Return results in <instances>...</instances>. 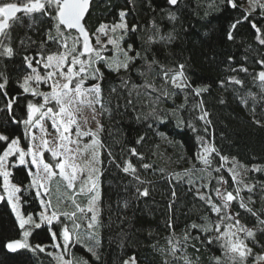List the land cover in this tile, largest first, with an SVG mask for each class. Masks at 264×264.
<instances>
[{"label": "trees", "instance_id": "16d2710c", "mask_svg": "<svg viewBox=\"0 0 264 264\" xmlns=\"http://www.w3.org/2000/svg\"><path fill=\"white\" fill-rule=\"evenodd\" d=\"M8 2L19 3V0ZM235 2L237 7L233 9L226 0H180L177 6H168L166 0H92L89 14L85 18L90 33L95 32L101 23L111 24L117 21L118 13L123 10L127 12L125 19L129 26H141V31L130 33L126 37L127 43L135 41L139 49L140 38L154 19L165 32L174 30L176 37L166 47L154 46L156 58L168 68L185 64V73L192 88L208 86V90L196 95L191 88L175 89L171 84L166 85L161 79L149 76L147 80L158 90L149 95L151 90L144 87L145 77L140 76L135 69L119 75L102 69L104 79L101 88L106 111L100 109L103 130L99 136L103 147L100 148L99 226L94 229H73L72 221L61 216L63 223L75 232L73 264H83L84 261L87 264H122L129 256H135L141 264H184V257L189 258L192 264H216L215 258L221 257L224 264H228L219 243L209 244L207 233L190 228L192 223H204L202 218L208 213L203 201L195 197L194 191L189 190L191 186L184 170L191 168L193 164L197 169L204 167L195 160L197 152L202 150V142L197 137H203L204 143L211 142L220 155L229 159L235 157L236 165L246 166L248 169L253 165L264 168V101L255 105V111L251 100L247 106L242 104L240 96H246L249 91L259 93L260 90L250 75L230 71L240 65L247 67L250 73L260 70L255 61L264 57V45H260L256 39L257 33L251 27V22L264 29V17L257 8L251 13L249 21L232 30L234 38L229 40L227 33L230 25L242 18L243 10L250 9L241 0ZM261 2L264 3V0ZM161 9L173 12L177 19L169 21L166 12H161ZM17 15L23 16L22 13ZM50 25L51 21L39 14H34L32 18L23 16L22 22L15 23L11 28L14 55L0 57V73L7 77L3 90L7 92V96L0 92V133L10 138L20 137V142L25 147L30 142L31 126L25 128L23 123H12L9 112L4 108L8 98L17 97L12 116L22 121L26 118L27 102H39V98L23 93L20 87L23 77L31 72L24 64L23 57L36 56L40 51V41ZM48 48L49 51L56 50L54 45H49ZM245 56L247 60L244 59ZM229 57L233 58L231 62ZM36 58L39 59L38 56ZM139 65L140 62H137V67ZM155 71L158 72L159 69ZM233 75L244 81L243 88L228 84L220 86L221 80ZM122 78H130V83L124 86ZM92 82L95 81L87 80L85 85ZM42 86L48 88L47 84L42 83ZM112 88L116 91L112 92ZM162 91L174 94L165 97L161 95ZM201 107L208 112L206 120H210V124L199 119L202 115ZM257 120L260 124L255 123ZM140 137L144 139L137 144ZM3 146L5 142H0V152ZM131 148H136L143 159L130 155ZM109 152L112 153L111 157ZM44 155L48 162L55 163L48 152ZM229 159L223 162L220 173L212 171L211 176H208L196 171L194 179L204 177V180L198 179L197 186L209 181L212 186H218L215 177L223 175L228 181V190L233 191L237 185L233 184L228 171L233 166ZM127 160H131L136 167L143 184L122 171ZM12 163L15 166L12 167L11 179L21 186L20 202L25 213H38L42 208L41 194L47 195L56 187L64 193L71 191L65 192L62 181H53L49 193H45L37 185L31 184L27 165H19L14 161ZM142 164H149L151 167L144 169ZM220 164L219 157L214 156L212 167H219ZM177 173L180 174V179H177ZM245 178L246 183L254 184L255 188L251 193L242 188L241 196L246 201L251 196L254 203L249 206L264 213V190L261 187L264 185V171H248ZM2 179L0 177V188L4 194ZM137 188L141 191L146 188L148 195H138ZM173 190L175 197L172 195ZM125 203L127 207L124 206ZM81 206L86 208L87 204L82 202ZM72 210L67 200H60L58 213ZM233 210L240 213L242 224L249 228L256 227V218L240 209L238 204L234 203ZM77 215L81 216L79 213ZM260 218L264 219V214ZM211 219L215 220L216 217L212 215ZM87 221L88 219H77L76 223ZM51 227L58 231L61 225L54 221L52 225H42L41 228L32 230L29 238L32 248L37 244L54 242L49 231ZM93 232L98 234V247L92 239ZM185 233L192 237L186 242ZM255 238L258 245H254L251 240L246 242L253 247L255 253L264 252V248L259 246L264 245V232L257 231ZM13 239H21V235L15 213L5 196V200L0 202V264H59L48 250L51 247L49 245H46L44 251H32L31 248L15 252L8 250L5 245ZM172 245L182 251L173 255ZM89 247L95 249L98 260L87 251ZM248 264H251V258Z\"/></svg>", "mask_w": 264, "mask_h": 264}, {"label": "snow or ice", "instance_id": "6c2138e0", "mask_svg": "<svg viewBox=\"0 0 264 264\" xmlns=\"http://www.w3.org/2000/svg\"><path fill=\"white\" fill-rule=\"evenodd\" d=\"M180 0H166L168 6H177ZM227 4L235 9L237 4L235 0H226ZM250 9H245L242 18L237 19L230 25V30L227 33V38L232 40L233 31L237 26L243 22L249 21V17L257 8L260 9V14L264 17V3L261 0H248ZM92 0H19V3L7 2V0H0V57H12L14 55V48L11 45V28L15 23L22 22L23 16L32 18L34 14L46 17L51 21L48 31L44 34V38L40 41V51L36 56H24L23 62L31 72L23 77V82L20 84L23 93H29L34 98H39V102L29 100L26 105V118L18 121L12 116L13 104L17 97L8 98L4 110L9 112L12 123H23L25 128L28 126L38 127L45 136L40 138L39 144L29 143L27 147L20 146V137H12L0 133V142H5L2 152H0V177L3 178V189L6 193V202L11 205L12 211L15 213L18 228L20 230L21 239L10 240L5 247L15 252L19 249L31 248L32 251H44V247L37 244L34 248L28 243V237L32 234L33 229H39L42 225H52L56 221L61 227L58 231H49L53 240L62 237L64 244L63 248L67 251L69 244L72 241L73 231L64 224L61 216L67 217L72 221V228L78 229L80 224L76 223L77 219H88V229H94L98 224V211L96 208L99 200V189L97 185L98 169L96 164L98 161V149L103 147V144L98 139V134L103 130V125L96 119L97 108L106 111L103 103L101 82L104 79V71L114 72L119 75L121 72L130 73L135 71L142 77H145L144 87L151 95L152 92L158 91L154 88L152 82L147 78L161 79L164 84H171L175 89L186 90L192 89L196 95L208 90V86L192 88V85L185 73V64H177L174 68H168L162 64L155 55L154 46H168L175 39L174 30L165 32L161 25L153 19L145 34L140 38L141 45L139 49L135 41L127 43L126 37L129 34H135L141 31V26L133 24L129 26L125 17L127 12L121 10L118 13L119 19L111 24L101 23L95 30L90 33L85 26V17L89 14ZM161 12H166L169 21H175L176 15L161 9ZM22 13L23 16L17 15ZM251 27L257 33L256 39L260 45H264V29L257 26L255 22H251ZM72 33H75L74 35ZM93 40L95 43H93ZM23 44V41H21ZM54 45L55 51H49L48 46ZM46 53V54H45ZM105 53H110L106 55ZM39 57L37 59L36 57ZM232 61V57L228 58ZM247 60V56L244 57ZM137 62H140L137 67ZM256 64L259 65L258 72H249V69L243 65L238 68H231L232 72H243L252 77V81L259 88V93L249 91L246 96H240L239 100L245 106L248 105L249 100L252 101L253 111L255 105L264 101V57L256 59ZM42 66L45 70L44 75H41L37 67L33 65ZM159 69V71H155ZM0 92L7 96V92H3L7 83V77L0 73ZM92 80L90 86L85 87V81ZM124 86L130 83V78L121 79ZM41 83L47 84L50 91L43 92L39 90ZM220 86L238 85L244 87V81L237 78V76H229L226 80H221ZM35 85L33 87L32 85ZM134 87H140L134 85ZM112 92L116 89L112 88ZM167 91H162V96H169ZM159 99V97H157ZM131 103V100L128 101ZM203 102L201 101V104ZM87 109L92 113V120L96 123V128L93 130L88 127V117L84 115ZM155 111V110H153ZM201 120H206L209 115L201 107ZM51 120V127L55 131L56 136L50 141L46 138L47 130L44 127V121ZM210 124V120H206ZM260 124V121H255ZM75 131L76 140L70 139L72 131ZM207 132V128H205ZM160 135H163L162 133ZM81 137H90V142L81 145ZM144 138L140 137L136 143L139 144ZM202 142V150L198 151L195 160L202 163L204 167L197 169L193 164L191 168L184 170V175L188 177V184L191 186L190 191H194L195 197L203 201L206 208V214L202 219L205 221L202 224L192 223L190 228L193 230H200L207 233V242L209 244L217 242L223 251L224 257L228 264H248L251 258V264H264V252L255 253L253 247H250L246 242L251 240L254 245H258L256 240L257 231L264 232V219L261 215L264 213L258 212L253 207H250L252 197L249 196L247 201L241 196V187L237 186L233 191L228 190V181L223 175L215 177L218 186H212L211 182L200 183L197 186L198 179L204 180L201 176L194 179L195 172L206 173L211 176L212 171L220 173L223 167V162L229 158L220 155L216 147L210 143H204L203 137H197ZM31 140L36 141L33 134ZM59 141V143H57ZM69 144H74L75 147H69ZM54 145V146H50ZM43 149V150H42ZM44 151L51 153L55 163H46L44 161ZM132 156H138L143 159V155L138 153L136 148L129 149ZM109 157L112 153H108ZM31 157V164L36 165L37 171L35 173L29 168L28 175L32 176L31 184L42 187L45 193H49L50 185L53 181H62L66 190H71V195L67 197V202L70 204L72 211H64L58 213L56 211L48 214L47 210L51 201L41 200L44 206V211H41L37 216L33 214L25 215L20 211L19 202L21 186L10 181L12 173L9 171L10 167L15 164L12 161L18 159L19 165L28 164L26 157ZM218 156L221 164L219 167L213 168V157ZM11 158V160H10ZM84 160L85 163H79ZM235 161V157L232 158ZM42 166V168H41ZM121 167V165H117ZM142 168L148 169L149 164H142ZM237 165L233 164L228 169L231 174V179L234 185H243L249 193L253 192L255 185L246 184L243 175L248 171L260 172L264 168L258 165H253L251 169L246 166L243 168V173L236 171ZM87 169V174L83 175ZM122 171L126 174H131L135 181L143 184L140 176L137 174V169L131 162L127 160L122 166ZM177 179H180V174H175ZM45 181L46 183H42ZM79 182V187L77 183ZM264 190V185L261 186ZM137 193L140 196H147L148 190L145 188L141 191L137 188ZM39 195V193H37ZM85 196L87 198V207H82L78 202V196ZM175 197V191L172 193ZM5 200V196L0 195V201ZM238 204L240 209L249 213L256 218L257 224L254 228H249L242 224L238 211L233 210V205ZM127 207V203L124 205ZM81 214L78 217L77 214ZM91 215L88 216L87 214ZM210 214V215H209ZM216 217L215 220L211 216ZM171 227V224H169ZM243 234L241 238L240 234ZM92 239L96 241V246H99L98 234L93 232ZM192 237L189 233H185V242ZM199 239V237H195ZM79 240V237H77ZM264 248V245H259ZM61 247V245H56ZM96 259H99L97 252L93 247L87 248ZM178 251H182L176 245H172L171 253L175 255ZM184 264H192V261L184 257ZM216 264H224L221 257H216ZM62 264H73L72 260H63ZM83 264H87L86 261ZM122 264H137L136 257L131 256L122 261Z\"/></svg>", "mask_w": 264, "mask_h": 264}, {"label": "rangeland", "instance_id": "374dc122", "mask_svg": "<svg viewBox=\"0 0 264 264\" xmlns=\"http://www.w3.org/2000/svg\"><path fill=\"white\" fill-rule=\"evenodd\" d=\"M242 1V3H244L245 5H246V7L247 8H250V6H249V2H248V0H241ZM7 2H8V0H7ZM34 67H37L38 68V71L40 72V74L41 75H44V72H43V69H41V67L40 66H37V65H33ZM92 83H95V82H92ZM91 83V84H92ZM90 84V85H91ZM90 85H84L85 87H88V86H90ZM33 87H35V85L33 84L32 85ZM39 90L40 91H50V88L48 87V88H44L43 86H42V83L40 84V86H39ZM84 115L85 116H87L88 117V127H90V128H92L93 130H95V128H96V123H95V121H93L92 120V113L90 112V111H88L87 109H85V111H84ZM96 119L97 120H99V122L101 123V118H100V109H99V107L97 108V115H96ZM44 127H45V129L47 130V136H46V138L48 139V140H52L53 139V137L54 136H56V133H55V131L52 129V127H51V120L50 119H46L44 122ZM35 135V137H36V141H32L31 140V137H32V135ZM42 136H45V133L44 132H41V130L38 128V127H30V142L31 143H34V144H39L40 143V138L42 137ZM70 139H72V140H76L77 139V137H76V134H75V131L73 130L72 131V133H71V136H70ZM90 137H81L80 138V140H81V145L83 144V143H88V142H90ZM98 139L100 140V136H99V134H98ZM29 142V143H30ZM57 143H59V141H57ZM205 143H210V144H212L211 142H209V141H207V142H205ZM213 145V144H212ZM20 146L21 147H25L21 142H20ZM50 146H54V145H50ZM69 147H72V148H74L75 147V145L74 144H69L68 145ZM26 148V147H25ZM43 150V149H42ZM47 151H44V154L46 153ZM98 152H99V156H98V163L95 165L96 166V168L98 169V173L96 174V175H98V180H97V185H98V189H99V193H100V187H99V177H100V173H101V167H100V148L98 149ZM49 153V152H48ZM50 155H51V153H49ZM26 159L28 160V164H26L27 166H28V169L30 168L31 170H32V172L33 173H35L36 171H37V167H36V165H32L31 164V157L29 156V157H26ZM10 160H11V158H10ZM230 161H232L233 162V164L234 163H236L235 161H233L232 159H229ZM44 161L46 162V163H50V162H48L47 161V159H46V157H45V155H44ZM14 162H16V163H18V159L17 160H15ZM79 163H81V164H84L85 163V161L84 160H80L79 161ZM242 165H238L237 164V167H236V171H238V172H242L243 173V168L241 167ZM41 168H42V166H41ZM9 171L10 172H12V167H10L9 168ZM87 174V169H85V172L83 173V175H86ZM33 179V177L31 176V180ZM243 179H244V182L246 183V178H245V174L243 175ZM10 181L12 182V183H14V184H17V185H19L18 183H16V182H14V181H12V179H11V177H10ZM42 183H46L45 181H41ZM247 184V183H246ZM237 186H239V187H241V189L243 188V185H237ZM77 187H79V182L77 183ZM2 188H3V179H2ZM42 190H44L42 187H40ZM65 190V192H68V190H66V189H64ZM3 191H4V189H3ZM72 193H71V191L70 192H68V193H64L60 188H58V187H56L52 192H50L49 194H47V195H43V194H41L40 195V201L41 200H45V201H51V204H50V206L48 207V210H47V212H48V214H50L51 212H53V211H56V212H58L57 211V207H60V200H67V197L68 196H70ZM18 195L20 196V193H18ZM4 196H6V193L4 192ZM100 197V196H99ZM77 200H78V202L81 204L82 202L83 203H88V201H87V198L85 197V196H83V195H81V196H78L77 197ZM19 208H20V211L22 212V213H24L25 215H27V214H33L34 216H37L41 211H44V206L42 205V208L38 211V213H25L23 210H22V207H21V202H19ZM96 208H97V211H98V215H99V211H100V205H99V200H98V202H97V205H96ZM54 222V221H53ZM89 222V220L87 221V223ZM87 223H82V224H80L81 225V227L82 228H87ZM88 229V228H87ZM51 231H53V232H55L56 231V229L54 228V227H51ZM74 231H73V236H74ZM72 236V241H71V243L69 244V246H68V249H67V251H65V249L63 248V244H64V241H63V239H62V237H58L56 240H54V242L53 243H50V244H39V245H41V246H43L44 247V249H46V245H49V246H51L48 250L54 255V257L57 259V261H58V263L59 264H62V261L63 260H72L73 261V250H72V247H73V243H75V241H73L75 238ZM240 236H241V238H243V234L241 233L240 234ZM29 238H30V236L28 237V243L30 244V241H29ZM31 245V244H30ZM56 245H61V247H56ZM32 246V245H31ZM129 257H131V256H129ZM128 257V258H129ZM127 258V259H128ZM137 261V260H136ZM137 264H141V263H139L138 261H137Z\"/></svg>", "mask_w": 264, "mask_h": 264}, {"label": "water", "instance_id": "95a60500", "mask_svg": "<svg viewBox=\"0 0 264 264\" xmlns=\"http://www.w3.org/2000/svg\"><path fill=\"white\" fill-rule=\"evenodd\" d=\"M86 18V17H85ZM85 26H86V24H85ZM87 28V27H86ZM0 195H3L4 196V194H3V192L1 191V188H0ZM1 202V201H0ZM14 240V239H13Z\"/></svg>", "mask_w": 264, "mask_h": 264}]
</instances>
